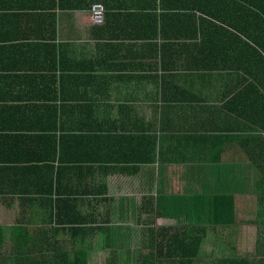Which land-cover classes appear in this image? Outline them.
<instances>
[{"label":"crops","instance_id":"crops-1","mask_svg":"<svg viewBox=\"0 0 264 264\" xmlns=\"http://www.w3.org/2000/svg\"><path fill=\"white\" fill-rule=\"evenodd\" d=\"M146 3L0 0L2 256L49 242L95 262L186 226L203 259L264 264V7L204 17L199 49L190 18L153 38Z\"/></svg>","mask_w":264,"mask_h":264},{"label":"trees","instance_id":"trees-1","mask_svg":"<svg viewBox=\"0 0 264 264\" xmlns=\"http://www.w3.org/2000/svg\"><path fill=\"white\" fill-rule=\"evenodd\" d=\"M145 5L141 4L140 7H135L137 11H143L153 19V38L156 37V30H160V37L164 41L177 39L173 33L182 22L185 24L190 18L192 22L196 23V27L200 30V37L196 43L197 48L202 49L203 46V25L209 24L205 18L216 19L215 15L225 14L228 12H235L243 18L250 17L252 13L256 14L264 7V0H239L229 2V0H146ZM190 14V15H189ZM197 21H195V16ZM157 15H159L157 17ZM170 17H177L175 20H170ZM205 17V18H204ZM184 28L183 30H185ZM164 34V35H163ZM149 37H152L149 35ZM181 39H188L187 35L179 34ZM195 37V36H194ZM161 39V38H160ZM218 44V43H217ZM168 45V44H167ZM218 49V46L217 48ZM219 53V52H218ZM71 219H73L71 217ZM74 222V221H73ZM156 231L152 234L148 243L139 244V248L144 252L134 253V258H125L124 254L103 252L94 262L89 260L83 245H68V250L63 249V245L54 244L49 242H35L31 244L22 241V243L15 244L13 260L11 255L7 257L0 254V264H251L245 258H216V259H203L205 253L203 252L205 245L200 242V237H191L188 234L187 227H179L174 230L173 234L163 233ZM62 231V230H61ZM62 232L70 236L87 235L91 229L87 228H70L63 229ZM191 232V230H190ZM193 233V232H192ZM18 237L20 234L16 232ZM194 234V233H193ZM28 235V234H27ZM26 232L24 236H27ZM43 233H38L37 236H43ZM196 235V234H194ZM2 232L0 231V237ZM20 240V238H18ZM33 239H43L44 237H32ZM128 257V255L126 256Z\"/></svg>","mask_w":264,"mask_h":264},{"label":"built area","instance_id":"built-area-1","mask_svg":"<svg viewBox=\"0 0 264 264\" xmlns=\"http://www.w3.org/2000/svg\"><path fill=\"white\" fill-rule=\"evenodd\" d=\"M92 23L101 26L104 23L105 7L101 3H94L89 8Z\"/></svg>","mask_w":264,"mask_h":264},{"label":"rangeland","instance_id":"rangeland-1","mask_svg":"<svg viewBox=\"0 0 264 264\" xmlns=\"http://www.w3.org/2000/svg\"><path fill=\"white\" fill-rule=\"evenodd\" d=\"M143 252L145 253L146 251H143ZM134 256H135L134 254H130V255H128V257H130V260L133 259ZM125 257H126V256H125ZM97 258H98V257L95 258V261L97 260Z\"/></svg>","mask_w":264,"mask_h":264}]
</instances>
